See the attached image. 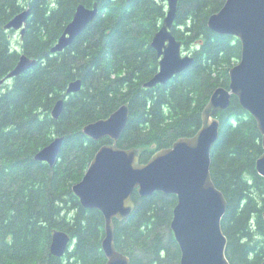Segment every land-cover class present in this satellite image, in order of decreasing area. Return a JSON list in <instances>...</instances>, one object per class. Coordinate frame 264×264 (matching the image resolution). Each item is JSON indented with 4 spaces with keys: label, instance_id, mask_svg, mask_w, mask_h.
Returning <instances> with one entry per match:
<instances>
[{
    "label": "trees",
    "instance_id": "1",
    "mask_svg": "<svg viewBox=\"0 0 264 264\" xmlns=\"http://www.w3.org/2000/svg\"><path fill=\"white\" fill-rule=\"evenodd\" d=\"M226 0H180L173 27L194 55L191 67L165 84L144 87L159 69L151 42L167 13L165 0H0V79L22 53L37 63L0 90V264H106L102 242L105 216L85 208L73 185L85 175L95 153L110 137L84 133L90 122L109 117L123 104L129 121L118 140L137 147L141 162L182 136H193L213 92L229 88L230 69L241 58V41L210 29L208 19ZM99 13L73 43L52 53L77 7ZM30 8L21 50L4 28ZM82 88L67 94L69 84ZM66 97L59 118L52 110ZM220 134L212 149L211 173L227 199L223 231L231 264H264V176L256 161L264 152L254 116L236 96L215 114ZM64 136L55 165L35 159L54 138ZM135 208L114 220L115 245L130 264H180L181 249L171 230L176 194L133 193ZM72 237L63 256L51 254L53 233Z\"/></svg>",
    "mask_w": 264,
    "mask_h": 264
},
{
    "label": "water",
    "instance_id": "2",
    "mask_svg": "<svg viewBox=\"0 0 264 264\" xmlns=\"http://www.w3.org/2000/svg\"><path fill=\"white\" fill-rule=\"evenodd\" d=\"M165 1L166 16L151 42L160 59L159 69L144 83L147 88L167 83L187 71L195 61L192 53L183 50V41L173 32L180 0ZM98 13V2L92 7L80 4L51 52H61L70 46ZM30 14V8H25L4 28L19 31L22 39ZM208 25L217 33L236 36L241 41L242 53L230 69L229 88L220 86L213 92L203 111L202 126L195 135L178 138L143 163L139 148H122L117 144L129 121L128 104L83 128L95 140L104 137L113 140L98 149L83 178L72 187L83 207L99 209L105 216L102 247L106 264H130V256L115 245L114 220H125L131 215L135 190L141 196L156 191L178 196L171 230L181 249L180 264H231L227 256L228 237L222 226L227 199L211 173L212 149L220 134V120L215 114L226 109L232 96H236L256 119L264 147V0H226L210 15ZM36 63L37 59L22 53L16 66L0 79V86ZM81 88L82 80L77 79L69 84L66 93H76ZM65 100L63 97L56 102L52 110L54 118H59ZM64 139V136L54 138L36 153L35 159L55 165ZM256 170L264 176V152L256 161ZM71 246L72 237L68 233L62 230L53 233L52 255L63 257Z\"/></svg>",
    "mask_w": 264,
    "mask_h": 264
},
{
    "label": "rangeland",
    "instance_id": "3",
    "mask_svg": "<svg viewBox=\"0 0 264 264\" xmlns=\"http://www.w3.org/2000/svg\"><path fill=\"white\" fill-rule=\"evenodd\" d=\"M11 42H12V47L17 48L18 50L22 49L21 47L22 39L19 31L11 29ZM1 86H0V90H1Z\"/></svg>",
    "mask_w": 264,
    "mask_h": 264
},
{
    "label": "bare ground",
    "instance_id": "4",
    "mask_svg": "<svg viewBox=\"0 0 264 264\" xmlns=\"http://www.w3.org/2000/svg\"><path fill=\"white\" fill-rule=\"evenodd\" d=\"M132 214V213H131ZM128 218V217H127ZM120 221H122V220H120Z\"/></svg>",
    "mask_w": 264,
    "mask_h": 264
}]
</instances>
